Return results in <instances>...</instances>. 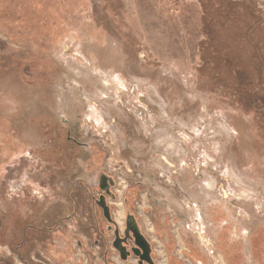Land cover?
Returning <instances> with one entry per match:
<instances>
[{"label": "rangeland", "instance_id": "1", "mask_svg": "<svg viewBox=\"0 0 264 264\" xmlns=\"http://www.w3.org/2000/svg\"><path fill=\"white\" fill-rule=\"evenodd\" d=\"M249 3L0 0V264H122L128 213L161 264H264Z\"/></svg>", "mask_w": 264, "mask_h": 264}, {"label": "water", "instance_id": "2", "mask_svg": "<svg viewBox=\"0 0 264 264\" xmlns=\"http://www.w3.org/2000/svg\"><path fill=\"white\" fill-rule=\"evenodd\" d=\"M115 184L113 177L108 174L101 172L99 175V186L104 191V194H101L99 199L96 200V203L102 208L104 217L109 222H114L111 212V207L108 204V195L115 197L111 188ZM127 226L124 231L125 236H121L122 233L119 228L115 230V238L113 240V246L120 252L121 258L127 260L130 252L127 250L126 244L128 238L134 239L137 244V248L134 247L133 251L141 258V264L146 261L150 264H153L152 258V246L150 241L145 237L141 232V228L133 214H127ZM132 232V233H131ZM140 251V253H138Z\"/></svg>", "mask_w": 264, "mask_h": 264}, {"label": "crops", "instance_id": "3", "mask_svg": "<svg viewBox=\"0 0 264 264\" xmlns=\"http://www.w3.org/2000/svg\"><path fill=\"white\" fill-rule=\"evenodd\" d=\"M244 1L250 2L248 5L253 6L252 9L255 11L254 12L255 13L254 25L259 26V27L261 26L264 28V0H244ZM124 220L126 223V219H124ZM51 230H53V229H51ZM99 234H101V233L99 232ZM114 258L116 259V261L117 260L121 261L122 264H131L130 262L123 260L121 258L120 252L117 250H115V253H113V259ZM153 261H154V264H161L160 261L157 262V259H153ZM169 262L170 261H168L167 263H169ZM169 264H180V261H176V259L174 258V260H172Z\"/></svg>", "mask_w": 264, "mask_h": 264}, {"label": "flooded vegetation", "instance_id": "4", "mask_svg": "<svg viewBox=\"0 0 264 264\" xmlns=\"http://www.w3.org/2000/svg\"><path fill=\"white\" fill-rule=\"evenodd\" d=\"M116 204L117 205H119V204H122V201H121V199H119L117 202H116ZM119 210V209H118ZM123 215H124V208H123ZM115 218H116V220H117V217H116V213H115ZM123 219H124V216H123ZM118 221V220H117ZM119 222V221H118ZM126 222H127V218H126ZM120 223V222H119ZM121 223H123V222H121ZM126 226H127V224H125ZM125 226V227H126ZM126 229V228H125ZM125 231V230H124ZM132 233V232H131ZM121 236H125V233L123 232L122 233V235ZM126 247H127V250L130 252V255L128 256V259L127 260H125V261H129V259H130V257L131 256H136L137 258H138V262H139V264H141L140 262V260H141V258L133 251V248L134 247H136L137 248V244L135 243V240L134 239H130V238H128V242H127V244H126ZM138 253H140V251H138ZM141 254V253H140ZM152 255V254H151ZM30 264H36V263H34V262H32V260H30V261H28ZM154 262V261H153ZM142 264H146V261H144ZM154 264V263H153Z\"/></svg>", "mask_w": 264, "mask_h": 264}, {"label": "trees", "instance_id": "5", "mask_svg": "<svg viewBox=\"0 0 264 264\" xmlns=\"http://www.w3.org/2000/svg\"><path fill=\"white\" fill-rule=\"evenodd\" d=\"M262 111H264V110H260V108H258V112L261 114L262 113ZM264 113V112H263Z\"/></svg>", "mask_w": 264, "mask_h": 264}, {"label": "bare ground", "instance_id": "6", "mask_svg": "<svg viewBox=\"0 0 264 264\" xmlns=\"http://www.w3.org/2000/svg\"><path fill=\"white\" fill-rule=\"evenodd\" d=\"M120 216H121V211L118 213V216H117V218H118V217L120 218ZM119 218H118V219H119Z\"/></svg>", "mask_w": 264, "mask_h": 264}]
</instances>
